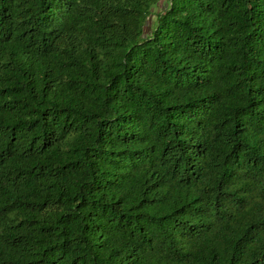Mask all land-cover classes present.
I'll return each instance as SVG.
<instances>
[{
    "label": "trees",
    "instance_id": "trees-1",
    "mask_svg": "<svg viewBox=\"0 0 264 264\" xmlns=\"http://www.w3.org/2000/svg\"><path fill=\"white\" fill-rule=\"evenodd\" d=\"M0 0V264H264V0Z\"/></svg>",
    "mask_w": 264,
    "mask_h": 264
},
{
    "label": "rangeland",
    "instance_id": "rangeland-1",
    "mask_svg": "<svg viewBox=\"0 0 264 264\" xmlns=\"http://www.w3.org/2000/svg\"><path fill=\"white\" fill-rule=\"evenodd\" d=\"M162 1L163 0H160L159 2H157L156 5L152 6L151 13H150V15L147 18L146 29L149 28V25H150V23H151V21H152V19L154 17V15H153L154 11L164 5V2H162Z\"/></svg>",
    "mask_w": 264,
    "mask_h": 264
}]
</instances>
